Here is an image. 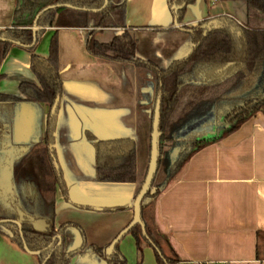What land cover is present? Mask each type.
<instances>
[{
  "label": "crops",
  "instance_id": "obj_1",
  "mask_svg": "<svg viewBox=\"0 0 264 264\" xmlns=\"http://www.w3.org/2000/svg\"><path fill=\"white\" fill-rule=\"evenodd\" d=\"M125 2L126 25L138 40L137 56L154 61L163 68L191 53L194 43L184 26L211 19L217 20L215 26L219 28L230 26L232 21L242 25L246 17L245 3L238 6V3L221 0H195L187 4L178 28L174 19L183 3L170 0ZM236 7L240 12L236 11ZM16 9L17 0H0V30L12 26ZM55 30L56 27L46 28L36 44L37 54L48 56L50 39ZM57 30L63 120L57 135L58 146L62 147L67 165L73 167L72 151L84 152L75 139L66 136L65 130L67 124L71 123L69 116L74 104L94 105L93 116L98 121H104L99 127L106 138H134L137 151L139 107L136 88L142 71L135 75L134 91L131 92L127 80L123 77L118 79L114 73L117 66L121 67L119 70L123 74L126 71L136 72L134 64L103 61L92 55L86 47L88 30L85 28L61 27ZM118 32L117 28H108L96 36H104L105 40L99 39L101 41H110ZM30 56L28 46L13 45L0 65V73L4 74L0 78V95H20L19 84L22 80L36 82L30 67ZM145 72L149 79L155 78L152 73ZM88 84L95 85L98 91L95 98L88 94ZM143 92L148 98L143 102L144 114L148 117L153 93L150 86L143 87ZM108 95L115 99L107 98ZM125 97L132 102L129 114L123 112L125 106L122 98ZM51 107L48 103L16 102L13 118L16 141L33 146L42 143L45 117ZM80 113L84 118H90L86 112ZM128 119L131 121L128 122ZM125 125L128 127L126 135L123 130ZM73 176L76 179L69 187V200L58 196L56 227L72 223L64 236L65 245L73 246L77 239L74 228H78L86 248L71 258L68 264H107L92 247H107L130 223L134 214L132 207L121 211L111 210L114 208L110 207L128 204L135 198L145 179L144 172H140L137 161V180L134 183L96 181L102 186L97 188L105 191L107 198L103 199L95 192L93 196L90 190L74 193L77 185L95 180L93 173L84 177L73 173ZM162 183L156 188L160 192L155 198V220L159 229L168 236L164 244L168 256L178 258L181 264H264V258L256 256L257 233L264 231V111H259L234 132L198 150L167 184ZM100 206L102 210L96 208ZM66 213H81V216L92 219L83 221L74 216L68 221L62 216ZM54 239L40 250L51 252L56 246ZM119 250L127 264H158L153 248L144 245L139 249L135 240L126 246L121 239ZM43 262L39 255L26 251L0 230V264Z\"/></svg>",
  "mask_w": 264,
  "mask_h": 264
},
{
  "label": "trees",
  "instance_id": "obj_2",
  "mask_svg": "<svg viewBox=\"0 0 264 264\" xmlns=\"http://www.w3.org/2000/svg\"><path fill=\"white\" fill-rule=\"evenodd\" d=\"M186 3L178 12L181 23L186 6L195 0H170ZM229 1V0H221ZM243 1L246 17L242 25L232 21L230 26L212 29L204 34L203 22L188 29L194 43L191 53L173 61L163 68L151 60L137 56V38L126 25L125 0H108L105 8L100 9L104 0H17V9L11 27L0 30V65L16 42L28 46L31 52L30 67L36 82L22 80L19 84L20 95H0V138L3 128L10 126L13 106L19 101L54 104L61 94L62 79L59 72L58 28L78 27L88 30L87 50L103 61L132 63L138 69L152 73L157 80L155 101L161 94V156L167 159L164 164L167 184L181 166L198 150L216 142L237 130L245 121L259 111H264V0ZM69 4V6H62ZM56 8L37 15L46 7ZM97 9V10H94ZM48 27H56L51 36L47 57L35 52L40 37ZM117 28L119 32L110 41H101L97 33L103 29ZM4 74L0 73V78ZM156 103V102H155ZM50 116L47 122L46 142L42 148L27 153H19L11 162L13 181L19 195L16 204L23 210L33 208L29 197L23 193L20 180L37 181L40 195L36 201L42 211H26L35 217L50 221L49 230L36 231L31 223H22V232L13 222L18 212L13 209L12 200H0V220L10 222L0 224V230L12 241L23 247L26 242L31 250L45 248L59 233L53 227L55 168L48 144L52 143L58 122ZM153 120V116H152ZM169 142L170 147L166 148ZM176 146L183 147V153L171 163L172 151ZM157 175V174H156ZM99 182L134 183L137 180V151L134 138L124 137L113 140L97 141L96 165L93 175ZM155 181V179H154ZM154 183V182H153ZM68 186V185H67ZM153 186V185H152ZM159 188L150 190L142 203V219L145 223L144 234L141 225L134 226L129 233L135 238L137 248L152 247L158 264H181L176 257L168 256L164 244L168 241L155 220V198ZM128 206L111 210H123ZM51 211H50V210ZM99 257L109 264H127L119 250V243L111 257L106 258V247L93 245ZM50 250L41 252L44 261ZM256 256L264 258V231L257 233ZM69 259L58 246L46 264H68Z\"/></svg>",
  "mask_w": 264,
  "mask_h": 264
},
{
  "label": "flooded vegetation",
  "instance_id": "obj_3",
  "mask_svg": "<svg viewBox=\"0 0 264 264\" xmlns=\"http://www.w3.org/2000/svg\"><path fill=\"white\" fill-rule=\"evenodd\" d=\"M150 91L153 93V96H154V94H155L154 91L155 90H154L153 87H150ZM60 98H61V95H60ZM61 105H62V103L60 101L58 103V106H57V109H56L55 113L52 114V112L50 111L46 115V117H45L46 118V120H45V134H44V138H43V142L42 143L33 146V145L29 144V143H23V142L16 141L15 134L13 135L14 106H13V116H12V120L10 122V126H5L3 128V137L0 138V200L2 199L3 201H6L7 199H9V200L11 199L12 200L13 209L18 212V219L20 218V216H22V218H23L22 223H26L27 221H29L32 226H33V224H35V225H37V227H43V225L40 224L38 221H40L41 219H45L44 217L41 218L40 216L39 217H35L34 215L29 214L28 212H26V211H42L38 207V202L36 201V198H37L38 194L40 195V193H38V192H40V186H39L37 181L34 183L32 180H30L31 182H28V181H26L24 179H21L20 180V184H21V186H23L22 191H23V193H25L27 195V197H29L30 203L32 204L33 208L27 209V210H23L20 207H18V205L16 204L15 200H17L16 197H18V199H19V195H18V192H17V189H16L17 185L13 181V178H12L11 162L13 161V159L19 153L24 154V153H27L29 151L39 150L44 145H47V144H45V142H46V136H47V131H46L47 130V128H46L47 126L46 125H47L48 119H49L50 116H52V117L56 118L55 122L59 121V111H60ZM51 110H52V107H51ZM80 123H81L80 124L81 125V130L77 134L81 138H78V140H76L75 137H73V139H75L76 142L79 143V146H81V148L83 149L84 153L86 155H88V157H87V159H81L80 158V153L78 151H72L70 153L71 157L73 158L72 159L73 160L72 161V165L73 164H78L80 169H83L85 171V173L87 171V173H86L87 175H90L91 173H93V175H94L95 165H96L97 141L101 140V138L102 139L106 138V135L104 134V132H102L100 130L102 132V137H99L98 134L96 133V132L99 131V129L97 128L95 123L92 122V121L91 122L85 121L84 123H82V122H80ZM90 123L91 124L93 123L92 125L94 127H91ZM74 127L76 128L77 125L75 124ZM57 132L58 131H56V134H54V138H53L52 143L48 144L49 151H50V154H51V157H52V163H53L54 168H55V175H56V182H55V185H54V199H55V203H54V209L52 210V211L55 212V215H54V218H53V225L52 226L55 227V229L59 233L54 235V237H56L59 234H62L64 236L66 231H67V228L72 224V223H64L61 226L56 227V211H57L56 210V205H57L58 196L61 195V197H63L64 199L69 200V187L67 186V180H66L65 175H64V171H63V168H62V164H61L60 157H59V152H58V149H59V146H58V144H59V141H58L59 140V135H57L58 134ZM126 133H127V131L125 132V135H126ZM79 139H81V140H79ZM175 148H178L179 149V153L178 154L182 155L183 147L182 146L174 147L173 151H172V154H174ZM62 153H63V151H62ZM63 156H64V154H63ZM55 161H57V163H58V166H59L58 168L56 166ZM65 163H66V161H65ZM6 167H9V169H7ZM67 167H69V166L67 165ZM89 167H90V169H89ZM70 168H72V167H70ZM6 172H8L10 174V179L9 178L7 179V178L4 177ZM31 218H33V220ZM4 220H8L7 222H10V219H4ZM45 221L47 223V226H45V231H46V230L50 229L52 223H50V221L48 219H45ZM22 234H23V232H22ZM57 243H58V239L56 238L55 239V245H57ZM64 247H65V244H64ZM85 248L86 247H84L81 252L85 251ZM92 250H94V252L97 253L94 248ZM105 254H106V249H105ZM106 258H107V256H106ZM104 260L107 262L106 259H104Z\"/></svg>",
  "mask_w": 264,
  "mask_h": 264
},
{
  "label": "rangeland",
  "instance_id": "obj_4",
  "mask_svg": "<svg viewBox=\"0 0 264 264\" xmlns=\"http://www.w3.org/2000/svg\"><path fill=\"white\" fill-rule=\"evenodd\" d=\"M226 3H238L236 5H242L244 4L243 1H237V2H233V1H228ZM231 5V4H230ZM232 5H235V4H232ZM236 11L237 12H240L239 11V7H236ZM235 10V9H234ZM98 39H104V36H101L98 34L97 36ZM133 66V65H132ZM121 67L120 66H117L115 68V73L118 77V79H121L123 77L124 80H127V87L129 86L130 87V91H134L133 89V81L135 79V75H138L137 73L141 72V74H139L138 76V88H136V92H137V100H138V107H139V111H138V114H137V124H138V128H139V136H138V139H137V152H138V158H137V161L139 163V168H140V172L143 173L144 172V177L146 176V173H147V169H148V165H149V160H150V144H151V133H152V116H153V113H154V108H155V99H156V96L154 98V96H152V98L150 99L151 102H150V106H149V109H150V113L148 115V117L144 114V105H143V102L146 101L148 98H147V94L143 92V87H147V86H150V87H153L154 88V92L156 93V86H157V80L155 78L153 79H149L147 77V74L145 72V70H138V68H135V71H126V73L123 74V72H120V69ZM119 70V71H117ZM125 76V77H124ZM98 83V82H97ZM88 87V94L90 95V97L92 98H95L96 95L98 94V91L95 87V85H92V84H88L87 85ZM128 87V88H129ZM120 92V91H119ZM107 98H113L115 99V97L111 96V95H108L106 96ZM120 97V96H118ZM105 99V98H104ZM122 104L125 106V108L123 109V112L124 113H127L129 114L130 112V109H132V102L129 101V99L127 97L122 98ZM94 105L92 104H87V105H84V104H74L73 107H72V112H76L77 114V121L79 122H82L84 123L85 121L87 122H94L95 125L97 126V128L99 129L98 132H96L98 134L99 137H102V132L100 131L102 128L100 127L99 128V125H102V123H104V121L102 120H95L96 119V116H93V113H92V110L94 109L93 107ZM80 111H83V112H86L90 118L89 119H84L83 116H81V113ZM92 117V118H91ZM91 119V120H90ZM84 120V121H83ZM131 121V120H130ZM129 119H128V122H130ZM63 122V120H59L58 121V128H60V125L61 123ZM67 124V123H66ZM91 124V123H90ZM93 124V123H92ZM91 124V127H94L93 125ZM68 128L66 127V136L68 135L69 137L73 138L75 137L76 140H78V138H81L80 136H78L77 133L78 130L74 127V124L69 123L67 124ZM132 125V123H131ZM124 132L128 131V127L125 125L124 126ZM120 134V133H119ZM120 136V135H119ZM81 140V139H79ZM83 141V140H82ZM61 151H62V147L59 145ZM170 147V144L169 142L166 144V148H169ZM179 156L176 155V157ZM88 155H86L84 152H82L80 154V158L81 159H87ZM168 163L167 159H162V162H161V167L159 168L158 172H157V175L155 177V181L153 183V186H152V191H155L156 188L158 187L159 184L162 183V181L166 178V170L165 167L163 166L164 164ZM67 165V164H66ZM65 165V166H66ZM74 167L72 168H69L71 174H72V178L73 179H76L74 176H73V173H76L78 174L79 176H87V171L85 173V171L83 169H80V167L78 166V164H73ZM67 168V166H66ZM67 168V169H68ZM92 168V167H91ZM90 169V167H89ZM93 172V171H92ZM86 175H85V174ZM92 174V173H91ZM98 182V181H97ZM96 180H89V181H85L79 185H77V187H75L76 191L74 193H77L79 194L80 192L84 191L86 193V190H90V192L93 194V196L95 195V193L97 194L96 196H101L99 197L100 199H103V198H107L104 196V190H102L101 188V191L97 188V187H102V186H99L97 184ZM97 185V186H96ZM95 192V193H94ZM102 194V195H101ZM110 199V198H108ZM91 201H95V200H91ZM110 202H113V201H110ZM117 211H121V210H117ZM63 218L65 220H72V217H76L77 219H81L83 221H89L91 220L90 217H87V216H81V213L79 214H75V213H72V214H63L62 215ZM96 217V216H95ZM94 217V219H95ZM93 219V220H94ZM135 238L134 236L131 234V233H127L123 238H122V241L124 242V244L126 246H128L129 244H131L132 242H134ZM131 256V254L129 255ZM108 264V263H107Z\"/></svg>",
  "mask_w": 264,
  "mask_h": 264
},
{
  "label": "water",
  "instance_id": "obj_5",
  "mask_svg": "<svg viewBox=\"0 0 264 264\" xmlns=\"http://www.w3.org/2000/svg\"><path fill=\"white\" fill-rule=\"evenodd\" d=\"M107 4H108V0H104L103 6L100 9H98V10H101V9L105 8L107 6ZM185 4L186 3H183L182 5H180V7L181 8L184 7ZM62 6L71 7V5H69V4L62 5ZM56 7H57V5H51V6L46 7L45 9H43L36 17L35 22H34L35 26L33 27V29L37 30V26H36L37 20H38V18L41 15L42 12H44L46 10H49V9L56 8ZM94 10H97V9H94ZM174 23L179 28L180 23H179L177 15H176V17L174 19ZM216 23H217L216 19H211V20H209L207 22H204L201 25V27L204 28V34H207L212 29H218L219 27L215 26ZM213 26H215V27H213ZM0 38L1 39H5L3 37H0ZM15 43L21 44L20 42H16V41H15ZM161 100H162L161 99V94H159L158 97H157V100H156L154 113H153V120H152V133H151V144H150V160H149V165H148L147 173H146L145 179L143 181V184L141 185L139 192L137 193V195L135 196V198L131 202H129L128 204H120V205H115L113 207H110V208H116V207H122V206L132 207L134 214H133V218L130 221V223L124 229H122L118 233V235H116V237L107 246V248H106V256H107V258L111 257V255L113 254V252L115 250L116 245L121 241V239L127 233H129V231L134 226H136L138 224L141 225L143 233L144 234L146 233V231H145V223H144V221L142 219V203H143L144 198L148 194V192L152 189V185H153V182H154V179L156 177V174L158 172V167H159V159H160V156H161V147H160L161 146V141L160 140H161V135H162V132L160 131ZM59 102H60V95L57 96V98H56V100H55V102H54V104L52 106V110H51L52 114L55 113ZM61 118H62V109H60V111H59V120H61ZM77 118L78 117H77L76 113H73V112L70 113L69 119L71 120L72 124H74V125L76 124L77 125L76 129L79 132L81 130V125H80L81 123L79 121H77ZM86 119H89V118L87 117ZM57 129H58V127H57ZM120 138H124V137L122 136V137H117V138H113V139H120ZM113 139H111V138H103L102 139L101 138L102 141L113 140ZM58 152H59V157H60V161H61V164H62V168H63V171H64V175H65V178L67 180V185H68V187H70L71 184L73 183L72 182L73 181L72 174H71L69 168L68 167H67L68 169L66 168L67 165H66L65 160L63 158V153H62L60 147L58 149ZM178 153H179V149L175 148L171 163H174L176 161V155H178ZM55 163H56V166L58 168L59 166H58L57 161H55ZM6 168L9 169V167H6ZM4 177L7 178V179L8 178L10 179V174L8 172H6ZM96 208L98 210H102L103 209L102 206L96 207ZM31 219L33 220V218H31ZM7 221L8 220L1 219L0 220V224L5 223ZM22 221H23L22 216H20L19 219L13 221L19 226L21 234H22ZM38 222L40 224H42L44 228L43 227H37V225H35V224H33V228L36 231H40V232L45 231V226H47V223H46L45 219H41ZM74 229H75L74 232L76 233V238L77 239H76V242L73 244V246H70V245L66 244L65 247H64L65 240L63 238H64L65 235L64 236L62 234L57 235L55 237V239L56 238L58 239V243L51 250L49 255L45 258L43 264H45L46 261L51 257V255L53 254L54 250L58 246H61V245L63 246V249L66 252L67 258L69 259V261L75 255L81 253V251L85 247V242L83 241V238H82V235H81V232L79 231V229L78 228H74ZM23 247H24V249L26 251H28L30 253H33V254L39 255L42 252L41 250H31L28 247L26 242L23 243Z\"/></svg>",
  "mask_w": 264,
  "mask_h": 264
},
{
  "label": "built area",
  "instance_id": "obj_6",
  "mask_svg": "<svg viewBox=\"0 0 264 264\" xmlns=\"http://www.w3.org/2000/svg\"><path fill=\"white\" fill-rule=\"evenodd\" d=\"M196 264H204V263H196Z\"/></svg>",
  "mask_w": 264,
  "mask_h": 264
}]
</instances>
